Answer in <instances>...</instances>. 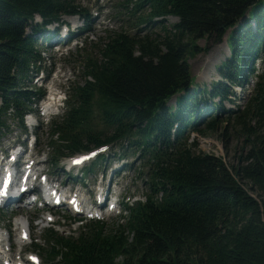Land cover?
Masks as SVG:
<instances>
[{
    "label": "trees",
    "instance_id": "16d2710c",
    "mask_svg": "<svg viewBox=\"0 0 264 264\" xmlns=\"http://www.w3.org/2000/svg\"><path fill=\"white\" fill-rule=\"evenodd\" d=\"M121 5L126 28L107 32L98 54L85 55L65 111L50 122L51 161L101 144L131 147L146 163V193L125 204L118 233L97 221L77 236L47 229V247L34 248L45 264H264V0ZM67 15L89 29L90 15L76 0H0V138L9 117L26 131L24 116L42 94L26 80L41 58L38 35ZM169 16L177 18L172 25ZM225 35L230 56L215 68L218 79L194 88L188 60L208 50L197 41ZM259 58L246 105L226 108ZM202 125H224L223 138L229 126L243 131L237 165L194 149L190 135H204Z\"/></svg>",
    "mask_w": 264,
    "mask_h": 264
},
{
    "label": "rangeland",
    "instance_id": "374dc122",
    "mask_svg": "<svg viewBox=\"0 0 264 264\" xmlns=\"http://www.w3.org/2000/svg\"><path fill=\"white\" fill-rule=\"evenodd\" d=\"M76 2L81 7L87 9L92 15L93 24L91 25V32L87 33L82 30L83 33L78 36L81 37L82 40H78L79 44L76 45L72 43L69 44L67 46L68 54H65V51H62L64 47H60L58 50L56 47L59 46L52 45L58 40H60V42L66 40V37L64 39L61 38V35H63V29L59 30L58 37H54L56 39L50 41L51 44H49L50 42L47 39H43L44 36L39 37V45H37L39 46L42 57L39 68H42L43 74L48 77L47 83L54 81L58 84V80L56 81L53 75L56 73L58 76L59 70L63 71L65 73L64 77L68 76V81H71L72 83L80 80L82 77L81 64L83 63L85 55L98 54V44L100 40L105 37L106 31H118L121 28H126L123 19L117 16L119 14L118 12L123 8L121 3H124L125 0H76ZM63 20L69 23V26L73 29L72 32H77L78 29L80 31L82 20L77 16H64ZM175 22L176 19L174 17H167L165 19L167 25H172ZM55 26V24H52L48 26L47 29L52 31L55 29ZM155 32L157 31L155 30ZM226 35L220 42H212V40L208 41L205 39L197 41L196 44L198 47H207L208 50L199 52L188 60L190 72L194 79V86L198 88L209 87L213 81L218 79V74L215 68L230 56V48L226 45ZM61 51L63 53H61ZM262 54H264V48L262 49ZM254 69L256 72L249 77L243 88L233 86L235 92V97H233L234 102H225L224 104L227 108L231 107L241 110L246 105L251 91L254 88V76L257 72H262L261 58L256 60ZM35 75V73L31 74L30 79L32 80L30 84L32 86L35 84L37 87L41 84L42 79L40 77L37 78ZM64 91H68L67 87ZM168 104L174 105V98L170 99ZM63 107L64 105L56 109L58 112L57 116L61 115L64 109ZM31 117V122H29L30 120L28 119L25 121V123H27V136L18 128L13 120H7V123L10 125V131L0 138L1 150L4 151L5 148H9L15 142H20V144L25 143L26 139H30V135L32 134L35 136V146L32 151L38 152L39 157L41 156V153L49 152V162L40 165L47 169V173L49 176L53 177L54 180L58 178L57 181L62 182L63 187H72V189L80 188L85 196L87 198L90 196L89 198L91 199L93 193L98 192L100 185H102L103 189H109L108 192L110 194L118 195L121 198V201L127 200L128 198L133 199L135 197L143 196L146 191L143 181V173L146 167L143 160L138 155L132 153V151H135L133 148L127 147L122 149L119 145H113L111 148L106 149L103 152L107 157L105 161H99L101 164L98 163L99 166H95L94 171L84 174L82 173V169L78 171L73 169L70 172H66L64 171V167L67 168L66 159L60 160L56 164L50 162L52 152L51 147L48 144L50 138L48 134L49 124L42 120L39 114L36 116L32 114ZM40 121L42 123H40ZM30 124H32L31 127ZM223 126L224 125H222L221 129L217 131H211L206 128L205 125H202L200 128L204 131V135H201L200 133H192L189 141H193L196 144V147L194 148L196 151L199 150L222 156L227 165L235 166L239 161V155L241 154L240 150L245 145L244 137L241 136L243 131L240 129L235 130L232 126H229V136L223 138V136H221ZM123 153H125L126 156H120ZM142 165H144V167ZM11 206H13V204ZM42 212L44 211L37 210L34 207L23 208L20 205L13 210L11 208H6L3 209V211H0V229H3L5 232L10 231L8 241L13 245V249L11 250L12 256L17 254L14 239L17 238L19 231L15 223L17 222V219L22 217L25 219L27 218L26 220L29 221L31 230L30 241L22 246L24 257H26L28 252H37L30 250L32 243H37L44 248L47 247V242L43 238L44 232L48 228H52L55 231H58L57 233L64 236L76 233L75 230L77 228L74 230L76 227L75 220L72 217H69L71 214H69L64 207L57 209L55 214L53 213L55 223H53L51 227H42L43 224H45ZM117 216L118 211L115 209L113 214L104 218V221L107 222L105 228L107 232H119L120 227L118 225L122 220ZM37 224L39 226H37ZM37 254L39 253L37 252ZM39 256L43 263V257L40 254Z\"/></svg>",
    "mask_w": 264,
    "mask_h": 264
},
{
    "label": "bare ground",
    "instance_id": "6f19581e",
    "mask_svg": "<svg viewBox=\"0 0 264 264\" xmlns=\"http://www.w3.org/2000/svg\"><path fill=\"white\" fill-rule=\"evenodd\" d=\"M58 33H59V30H58ZM58 35V34H57ZM60 36V35H59ZM61 38L62 39H64L65 38V36H63V35H61ZM62 45V44H61ZM43 108H44V110H47L48 109V105L47 104H45L44 106H43ZM27 199H29V198H32L33 196L31 195H29V196H25ZM63 203V202H62ZM7 205V204H6ZM26 219L24 218V217H22V218H20V219H17V222H16V224L17 225H19V224H22V226L24 227H27L28 226V222H27V220L25 221ZM0 237H2L3 235L0 233ZM4 240H6V238L5 239H3V241ZM14 241H15V243L17 244V245H20V244H22V240H20V239H17V238H15L14 239ZM5 253H6V251L5 250H0V254H2V255H0V256H5ZM3 263V262H2Z\"/></svg>",
    "mask_w": 264,
    "mask_h": 264
},
{
    "label": "snow or ice",
    "instance_id": "6c2138e0",
    "mask_svg": "<svg viewBox=\"0 0 264 264\" xmlns=\"http://www.w3.org/2000/svg\"><path fill=\"white\" fill-rule=\"evenodd\" d=\"M6 187V186H5ZM0 191H3V189H0Z\"/></svg>",
    "mask_w": 264,
    "mask_h": 264
}]
</instances>
